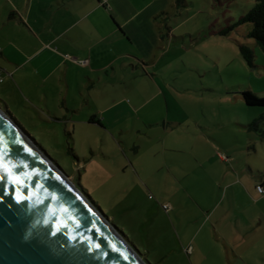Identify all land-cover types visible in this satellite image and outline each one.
<instances>
[{
    "label": "rangeland",
    "instance_id": "374dc122",
    "mask_svg": "<svg viewBox=\"0 0 264 264\" xmlns=\"http://www.w3.org/2000/svg\"><path fill=\"white\" fill-rule=\"evenodd\" d=\"M254 3L142 0V40L162 34L152 53L158 85L141 68L107 84L108 98L140 109L112 131L140 135L134 149L98 125L85 134L32 108L27 115V103L0 89V107L7 110L5 98L14 120L147 264H264V189L256 188H264V106L241 95L264 96V50L240 22ZM128 156L154 168L148 183L135 180Z\"/></svg>",
    "mask_w": 264,
    "mask_h": 264
},
{
    "label": "crops",
    "instance_id": "0c3cea01",
    "mask_svg": "<svg viewBox=\"0 0 264 264\" xmlns=\"http://www.w3.org/2000/svg\"><path fill=\"white\" fill-rule=\"evenodd\" d=\"M141 2L0 0V89L15 105L27 103V115L32 108L43 120L79 126L85 134H94L93 125H98L117 141L122 139L121 147L134 149L130 141L140 135L116 138L112 131L125 124L127 114L136 118L140 109L123 96L108 98L107 84L112 85V79L120 83L130 69L137 73L141 68L151 69L150 81L158 85V59L152 53L161 33L153 43L150 38L142 40L145 29L136 21H143L140 16L147 6ZM128 159L135 180L148 183L154 168L137 167L139 156Z\"/></svg>",
    "mask_w": 264,
    "mask_h": 264
},
{
    "label": "water",
    "instance_id": "95a60500",
    "mask_svg": "<svg viewBox=\"0 0 264 264\" xmlns=\"http://www.w3.org/2000/svg\"><path fill=\"white\" fill-rule=\"evenodd\" d=\"M0 264H147L1 107Z\"/></svg>",
    "mask_w": 264,
    "mask_h": 264
},
{
    "label": "trees",
    "instance_id": "16d2710c",
    "mask_svg": "<svg viewBox=\"0 0 264 264\" xmlns=\"http://www.w3.org/2000/svg\"><path fill=\"white\" fill-rule=\"evenodd\" d=\"M240 22H249L251 24V27L247 32V36L249 38L254 39L264 50V0H255L254 5L245 14H243L240 17ZM242 49H244V48H242ZM245 57H248V56L245 55ZM241 95L243 97L244 102L247 105L264 106V96H259V95L253 93L251 90H248V89L242 90ZM252 123H254V122H252ZM33 140L35 141L34 138H33ZM36 144L44 151V149L37 142H36Z\"/></svg>",
    "mask_w": 264,
    "mask_h": 264
},
{
    "label": "built area",
    "instance_id": "2783aa9c",
    "mask_svg": "<svg viewBox=\"0 0 264 264\" xmlns=\"http://www.w3.org/2000/svg\"><path fill=\"white\" fill-rule=\"evenodd\" d=\"M75 61H77V60H75ZM79 63H83V61H79ZM256 188L259 192H262L264 189L262 185H257ZM163 207L166 208V205H163Z\"/></svg>",
    "mask_w": 264,
    "mask_h": 264
}]
</instances>
